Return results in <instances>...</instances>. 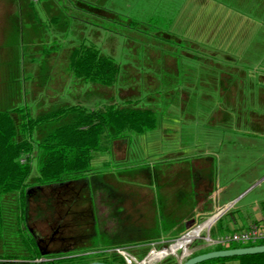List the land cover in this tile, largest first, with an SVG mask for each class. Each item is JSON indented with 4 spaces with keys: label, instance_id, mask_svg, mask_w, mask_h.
<instances>
[{
    "label": "rangeland",
    "instance_id": "obj_1",
    "mask_svg": "<svg viewBox=\"0 0 264 264\" xmlns=\"http://www.w3.org/2000/svg\"><path fill=\"white\" fill-rule=\"evenodd\" d=\"M175 2L177 0L171 3L165 0H0V111H10L18 125L23 112L36 117L64 104L81 103L88 108L106 102L121 104L124 98H149L152 95H146L153 88H150L145 76L148 72L155 75L159 72L157 66L152 65L150 69L146 65L153 64L154 60L159 63L162 58L163 50L159 48L164 45L161 41L163 38L159 37L162 33H159L168 31L176 23V11L173 12ZM222 2L235 5L232 0ZM180 3L181 0H178V5ZM82 40L94 44L99 52L110 56L118 64L117 82L106 87L91 85L72 74L68 67L69 51ZM153 82L159 83L156 80ZM254 82L258 85L253 91L243 92L244 81H234L232 93L210 94L211 100L202 101L198 125L193 126L192 135L187 133L188 139L191 138L189 140L199 143L193 146V150L166 149L170 146L168 140L163 144L167 147L161 151H150L152 146L139 136L123 161L115 163L111 155L96 153L89 170L53 182L47 187L51 191L47 189V192H43L44 187H38L33 181L40 164V151L35 150L27 178L30 186L35 187L28 193V218L32 223L50 217L52 220H59L63 216L69 218L76 231L73 237L78 242L76 248L81 251L95 250L113 236L107 233L105 223L92 219L91 179L106 173L108 179L117 182V186L113 187L114 193L123 197L135 196V190L142 185H136L133 172L123 171L130 170L128 164H133L131 168L148 171L147 160H172L201 150L211 158L213 165L219 166L217 172H212L213 188L220 192L222 201L232 198L231 210L233 205L236 207L240 204L252 208L253 204L260 206L264 202V78ZM209 101L213 105L211 115L206 113L205 108ZM142 104L144 101L139 100L135 105ZM69 120L70 114L40 124L33 130L32 140L36 143ZM159 140L164 141L162 136H159ZM143 187L146 191L151 185L144 184ZM46 193H50V196ZM0 209L3 214L0 256L12 255L21 249L14 199L3 195ZM161 218L163 228H168L171 225L168 215ZM135 220L127 216L122 229H113L114 236L120 239L117 242L135 241L134 238L144 235L141 225ZM149 228L158 229L159 225L153 224ZM179 229H173L171 235L181 233L183 227ZM225 230L224 227L221 229L222 232H229ZM203 233V229L199 230L197 238H203ZM56 235L60 241L64 240L60 237L61 233ZM57 242L58 239L54 238L53 245ZM190 243L177 249L175 254L171 253L169 247L164 249L168 244L155 243L156 256L144 261H140L146 258V254L140 253L141 250L129 247L120 249L119 253L123 259L129 253L143 264H179L195 249ZM76 248L61 245L52 250L51 255ZM165 251L169 255L158 256L159 252ZM169 256L174 257L175 262Z\"/></svg>",
    "mask_w": 264,
    "mask_h": 264
},
{
    "label": "crops",
    "instance_id": "obj_2",
    "mask_svg": "<svg viewBox=\"0 0 264 264\" xmlns=\"http://www.w3.org/2000/svg\"><path fill=\"white\" fill-rule=\"evenodd\" d=\"M232 1L235 5H225L222 0H181L179 5L178 0L175 2L176 8L173 12L176 11V23L168 31L158 32L160 35L162 33L159 37L163 38L161 41L164 46L159 48L160 51L163 50L162 58L159 63L154 60L153 64L146 65L150 69L152 65L157 66L159 72L158 75L148 72L145 76L150 82V88H153L146 95H152L151 98L122 100V103L131 106L139 100L144 101L140 107L153 110L157 116V125L141 133L127 132L116 136L112 142L104 143L105 147L96 150L91 160L96 153H106L112 156L115 163L123 161L129 156L131 145L139 136L152 146L150 151H161L168 140L170 146H166V149L193 150V146L199 143L189 140L191 138L188 139L187 133L192 135L193 128L198 125L203 100H211L210 94L232 93L234 81H244V92L256 88L258 83L254 81L264 78V0ZM154 80L159 83L153 82ZM101 104L104 103L99 105ZM206 105V113L213 114L211 101ZM159 136L164 141L159 140ZM168 159L170 158L155 162L153 159L147 160L150 171L131 168L133 164L127 165L130 170L123 171L133 172L136 185H142L135 190V196L123 197L114 193L113 187L117 186V182L108 179L106 173L90 180L92 219L105 223L107 233L113 236L109 242L105 241L97 249L119 243L117 241L120 239L114 236L113 229H122L127 216L136 219L144 235L138 236L141 237L138 240L137 237L134 238L135 241L123 240L124 243L119 244L124 248L141 250V254L144 253L145 243L148 241H167L201 224L189 234L195 236L203 229L204 237L207 236L212 244L225 234L221 231L223 227L226 228L225 231L231 232L253 223L264 226V213L259 204H253V208L247 204L236 207L233 205L231 210L232 198L221 200L220 192L213 188L212 183V172H217L219 166L212 164L204 150ZM144 184L151 185V188L145 191ZM95 186L98 189L94 194ZM43 191H46V187ZM221 209L225 210L217 218L205 222L211 214ZM167 215L171 225L163 228L161 217ZM50 218L39 223H32L29 218L27 220L43 245L42 252L51 253L61 245L76 248L78 242L73 239L76 231L73 230L75 227L70 224V219L64 216L59 217V220ZM153 224H158L159 228H149ZM210 226L211 230L208 232ZM182 227L181 233L171 235L173 229L180 230ZM58 232L64 240H58L53 245ZM178 242L173 244L175 248ZM154 247V244L150 245L144 255H148ZM69 252L78 254L89 250L81 251L76 248ZM154 254L156 252L148 260L154 259ZM158 256H161V252ZM212 264H238V261L226 259Z\"/></svg>",
    "mask_w": 264,
    "mask_h": 264
},
{
    "label": "trees",
    "instance_id": "obj_3",
    "mask_svg": "<svg viewBox=\"0 0 264 264\" xmlns=\"http://www.w3.org/2000/svg\"><path fill=\"white\" fill-rule=\"evenodd\" d=\"M68 67L76 78L91 85L96 84L103 87L117 82L119 73L118 64L110 56L102 54L94 44L86 43L84 40L70 49ZM135 99L124 98L123 100ZM128 106H130L128 103L113 102H106L92 108H87L80 103L64 104V106L47 110L36 117L23 112L18 125L15 124L10 111H0V199L3 195L14 199L17 212L15 222L21 240L19 252L0 256V264H86L93 260L106 264H125L122 255L117 251L124 248L119 243L104 245L97 251L78 254L60 252L52 256L51 253L42 252L43 245L28 225L26 207L29 199L28 193L35 188L27 181L32 169L31 160L35 150L40 151V164L38 174L33 181L38 187H46L47 190L53 182H60L66 178H72L70 174L80 175L81 172L89 170L91 158L96 150L105 147L104 143L112 142L116 136H122L127 132L141 133L157 125V116L151 108ZM68 114L71 115V120L55 127L36 143L32 140L31 134L37 126L59 120ZM17 134L20 135L15 137ZM96 189L98 188L95 186L94 194ZM48 191L51 190L48 189ZM48 195L50 196V193ZM260 208L264 213V202H261ZM2 224L3 214L0 209V231ZM210 230L211 226L208 232ZM186 238L178 242V246H183ZM56 239L60 240L57 235ZM164 242L166 241L152 243L148 241L145 243L144 250L146 251L150 245L155 243L168 244ZM263 243L264 241H259L256 244ZM251 245L249 243L210 244L199 237L190 243V246H195V249L186 257L211 251V249ZM171 249L176 253L177 249L174 246ZM165 254L166 252H161V256ZM174 259L171 257L170 260L175 262ZM226 259H235L238 264H264V252L212 258L197 262V264L219 263Z\"/></svg>",
    "mask_w": 264,
    "mask_h": 264
},
{
    "label": "built area",
    "instance_id": "obj_4",
    "mask_svg": "<svg viewBox=\"0 0 264 264\" xmlns=\"http://www.w3.org/2000/svg\"><path fill=\"white\" fill-rule=\"evenodd\" d=\"M195 228H191L190 230L184 232L182 234V236L175 238L173 241L169 242L167 247L164 249H167L170 245H172L178 241H182L186 236L187 237L189 236V239L183 241V246H178L175 249H179V248H183V247L187 246L193 239H195V238H197V236H199L198 233H196L195 236L189 234ZM203 239L205 241H207L208 243H211L210 239L207 236L203 237ZM259 241H264V226H261L257 223H253L252 225H250L246 228H241L239 230L231 231L228 233L225 232V234L221 235L214 242L217 244H221V245H225L226 243H236V244L249 243V244L254 245ZM117 251H119V250H117ZM156 251L157 250L153 249V251H151L148 255L145 256L146 258H144L143 260H140V261H144L145 259L148 260V257ZM159 251H161V250H159ZM125 255H126V257L124 259H125L126 264H136V263L140 262V261H137L129 253H126Z\"/></svg>",
    "mask_w": 264,
    "mask_h": 264
},
{
    "label": "water",
    "instance_id": "obj_5",
    "mask_svg": "<svg viewBox=\"0 0 264 264\" xmlns=\"http://www.w3.org/2000/svg\"><path fill=\"white\" fill-rule=\"evenodd\" d=\"M225 209H221L211 214L205 222H210L217 218ZM153 251V249H151ZM258 252H264V243L263 244H254L251 246H240V247H227L225 249H211V251L197 253L196 255L189 256L184 258L179 264H197V262L209 260L212 258L226 257V256H240V254H254ZM123 253V252H121ZM175 254V252H171ZM86 264H106L102 261H89Z\"/></svg>",
    "mask_w": 264,
    "mask_h": 264
},
{
    "label": "bare ground",
    "instance_id": "obj_6",
    "mask_svg": "<svg viewBox=\"0 0 264 264\" xmlns=\"http://www.w3.org/2000/svg\"><path fill=\"white\" fill-rule=\"evenodd\" d=\"M203 224H204V223H203ZM201 225H202V224H201ZM201 225H198L196 228L200 227ZM196 228H195V229H196ZM192 231H193V230H192ZM186 237H187V236H186ZM172 246H173V244L169 246V249L171 250V252H172V249H171ZM165 252H166L165 255H169V252H168V251H165ZM151 255H152V254H151ZM151 255H150V256H151ZM150 256H149V257H150ZM149 257H148V258H149ZM143 263H144V262H143ZM143 263H138V264H143Z\"/></svg>",
    "mask_w": 264,
    "mask_h": 264
}]
</instances>
